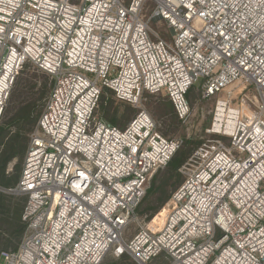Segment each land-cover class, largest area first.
<instances>
[{
    "label": "built area",
    "instance_id": "1",
    "mask_svg": "<svg viewBox=\"0 0 264 264\" xmlns=\"http://www.w3.org/2000/svg\"><path fill=\"white\" fill-rule=\"evenodd\" d=\"M145 1L0 0V118L25 64L53 80L8 189L24 198L25 231L0 264H264V0H151L168 40L141 20ZM199 79L203 98L222 93L216 137L179 167L161 222L158 211L130 235L152 173L181 141L143 109L124 128L107 123L100 96L162 93L184 118Z\"/></svg>",
    "mask_w": 264,
    "mask_h": 264
},
{
    "label": "rangeland",
    "instance_id": "2",
    "mask_svg": "<svg viewBox=\"0 0 264 264\" xmlns=\"http://www.w3.org/2000/svg\"><path fill=\"white\" fill-rule=\"evenodd\" d=\"M73 2H77L78 0H71ZM127 1V0H125ZM154 5L151 0H146L141 9L140 18L143 22H145L152 30V32L158 34L163 39L168 40L170 37V31L167 28L165 22L163 20H153L150 18ZM152 32L150 31V36L153 39ZM43 72L37 70L32 65H27L24 68L23 72H21L15 79L11 92L9 94L8 100L4 107V111L2 117L0 118V124H4L7 122L8 118L14 116L19 108L28 101H34L36 105H40V86L43 84ZM18 82V83H17ZM17 83V84H16ZM17 85V89L14 92V95L11 97V93L13 88ZM200 79L197 80L193 86H191L187 93V101L189 103L190 109L188 114L184 118H180L176 112L168 108L167 103L170 102L168 97L162 93L150 94V93H142L139 102L136 104H132L126 101L119 100L113 94L114 102L113 105L116 108H119L120 111H124L125 116H129L133 118L140 110H145L154 120L156 130L161 133L163 136L177 139L181 141V147L178 151L187 150L190 151L194 146H196L198 142H203L206 139H212L216 136L208 134L207 129L211 126L212 123V116H213V109L216 98L222 96L214 95L209 98H203L201 95V91L199 89ZM240 84L235 83L232 86V90L237 92L240 88ZM105 90V89H104ZM103 90V91H104ZM246 92L250 95H256V90L254 86H247ZM105 95L109 96L112 95L107 92ZM128 105L133 113L129 110L126 111L124 109V105ZM125 122V117L119 119V124L122 125ZM30 132L27 133V135ZM17 160L14 159L8 164V169H12V165L16 163ZM21 166V163H20ZM12 171L9 172L11 174ZM156 173L154 171L152 175ZM180 174V173H179ZM151 175V177H152ZM181 175L182 180L183 175ZM150 177V179H151ZM178 176L171 175L168 170L163 167L158 170L157 172V179L155 181V188L146 193L139 203L138 207L135 210V217H138V220H135L131 225L128 227V231L133 234L139 226L143 222H148V220L153 216L151 214V209L154 208L156 205L159 204L160 198L167 194L169 196L176 190L175 186L177 183ZM149 187V183L147 189ZM159 187L162 189L158 190ZM0 192H2L6 199L10 201V205L13 204L15 206L16 203L20 204L23 202L24 198L20 196H15L8 192V189L0 188ZM165 204H163L158 210L160 213H155V220L159 219L161 222L163 215L165 214L166 207L161 209ZM12 207V206H11ZM5 216H0V218H4ZM6 217H9L6 213ZM14 224V223H13ZM9 221L6 222L4 220H0V238L1 242L9 236V232L11 233V226H9ZM13 240L10 239V242ZM11 248V247H9ZM0 249H2L0 247ZM101 264H136L133 260L124 257V258H115L111 255L106 256Z\"/></svg>",
    "mask_w": 264,
    "mask_h": 264
},
{
    "label": "trees",
    "instance_id": "3",
    "mask_svg": "<svg viewBox=\"0 0 264 264\" xmlns=\"http://www.w3.org/2000/svg\"><path fill=\"white\" fill-rule=\"evenodd\" d=\"M27 65L29 64L27 63L22 67L18 75L21 72H23L24 68L27 67ZM42 77H43V81H42L43 84L40 86V94H39L40 102L42 101L40 105L39 106L36 105L34 101L25 102L19 108V110L16 112L14 116L8 118L6 123L0 124V188L2 189L7 190L9 188H12L18 182L21 173L22 162L24 159V155L29 139L28 138L29 134L27 135V133L31 132L35 127L39 119V116L43 110L49 92L53 86V80L47 74H43ZM16 84L11 93V97L12 95H14V92L17 89ZM107 92H109L112 95L109 96L105 95ZM113 102H114L113 92L110 89L105 88V90L100 96L99 106L97 111L99 115L107 123L114 125L118 128H124L132 118H130L129 116H125L126 113L124 114V111L121 112L119 108L114 107ZM167 106L168 108L173 110V112L175 111L171 101L167 103ZM124 109L126 111L129 110L131 113H133L132 109L126 104L124 105ZM123 117H125V122L122 125H120L119 119ZM196 144L197 145L194 146L192 149H190V151L187 150L177 151L165 166V168L168 170V172H170L171 175L178 176L175 189L183 181L181 175L178 172V169L189 157L192 151L200 144V142ZM14 159H16L17 162L12 165V169H10L12 173L9 174L10 171L7 167L9 162H11ZM159 169L161 168H158L156 170V173L152 175L149 181V187L146 190L147 194L155 188V181L157 179V172ZM161 189L162 187L161 188L159 187L158 190ZM169 197H170L169 195L164 194V196L160 198L159 204L151 209L150 215H154L157 212V210L163 204L166 203ZM22 206H23V202L20 204L16 203L15 206H13V204L10 205V201L6 199L5 195L2 192H0V216H5L4 218H0V220H4L6 222L9 221L10 224L9 226H11L12 228L11 233L9 232V236L7 235V238L4 241L1 242V238H0V247L2 248L0 249V251L7 250L6 247L10 244V239L18 240V242L13 246V249H16L18 243L20 242L19 238L24 234L25 224L21 221ZM6 213L8 216H10V218L6 217Z\"/></svg>",
    "mask_w": 264,
    "mask_h": 264
},
{
    "label": "crops",
    "instance_id": "4",
    "mask_svg": "<svg viewBox=\"0 0 264 264\" xmlns=\"http://www.w3.org/2000/svg\"><path fill=\"white\" fill-rule=\"evenodd\" d=\"M22 236L19 238V241L21 240ZM13 241L10 242V244L6 247L7 249H13V246L18 242L16 239H12ZM11 247V248H9Z\"/></svg>",
    "mask_w": 264,
    "mask_h": 264
},
{
    "label": "snow or ice",
    "instance_id": "5",
    "mask_svg": "<svg viewBox=\"0 0 264 264\" xmlns=\"http://www.w3.org/2000/svg\"><path fill=\"white\" fill-rule=\"evenodd\" d=\"M117 251H122V250H117Z\"/></svg>",
    "mask_w": 264,
    "mask_h": 264
},
{
    "label": "bare ground",
    "instance_id": "6",
    "mask_svg": "<svg viewBox=\"0 0 264 264\" xmlns=\"http://www.w3.org/2000/svg\"><path fill=\"white\" fill-rule=\"evenodd\" d=\"M166 212V211H165Z\"/></svg>",
    "mask_w": 264,
    "mask_h": 264
}]
</instances>
